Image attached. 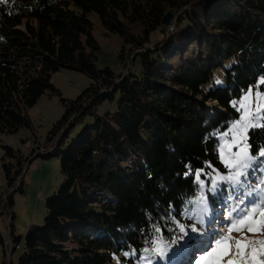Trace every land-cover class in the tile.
I'll use <instances>...</instances> for the list:
<instances>
[{
    "label": "trees",
    "instance_id": "16d2710c",
    "mask_svg": "<svg viewBox=\"0 0 264 264\" xmlns=\"http://www.w3.org/2000/svg\"><path fill=\"white\" fill-rule=\"evenodd\" d=\"M168 12L173 30L163 23ZM94 13L107 35L130 46L120 54L126 74L98 67ZM63 69L93 82L76 100L62 98L52 82ZM263 76L264 0H0V133L30 127L28 111L47 93L65 107L51 145L32 155L60 158L64 180L44 199V224L24 238L14 237L12 207L29 159L5 148L15 191L0 198L12 241L2 264H15L17 252L16 264H145L155 247L180 246L194 221L207 227L208 214L192 212V201L203 191L214 215L236 201L226 184L213 190L217 174L228 172L219 133L240 116L233 101ZM115 101V111L99 114L101 104ZM209 102L216 103L212 115ZM88 117L93 121L70 140ZM248 143L254 157L257 146L264 150V127L252 129ZM255 161L252 171L264 157Z\"/></svg>",
    "mask_w": 264,
    "mask_h": 264
},
{
    "label": "rangeland",
    "instance_id": "374dc122",
    "mask_svg": "<svg viewBox=\"0 0 264 264\" xmlns=\"http://www.w3.org/2000/svg\"><path fill=\"white\" fill-rule=\"evenodd\" d=\"M90 19L95 25L94 36L102 49V54L97 64L98 67L101 69L109 67L115 73L126 74L129 71V67L124 69L120 59V54L123 50L128 51L130 46L127 45L118 35H107V31L102 25L98 14H92ZM170 29H172V26ZM157 41L158 36L155 35L153 42L157 43ZM132 69L135 72L140 70V68L136 65L133 66ZM52 82L60 91L62 98L67 100H76L93 83L86 75L77 71L66 69L54 73L52 76ZM259 88L260 91L264 92V85H260ZM252 91L254 102L256 88L252 87ZM242 97L233 101L236 104V107L234 108L240 114L239 118L242 115V110H238L239 104L242 102ZM214 105H216L215 102L208 103V107L211 109V115L213 114L212 109ZM116 108V101L105 102L101 104L97 110L99 114H104L107 111H115ZM64 114L65 107L61 98L59 96H51L47 93L41 97L36 106L28 111V115L31 120L30 127H22L15 134L0 133V198L6 199L15 191L14 189H9L8 180L3 167L5 148H12L15 152H17V157L20 155L24 161L29 159L24 168V170L27 171L26 174L24 173V190L23 192L16 191L13 194L14 205L12 207V212L15 214V219L13 221L12 229L14 237L24 238L26 232L31 226H42L44 224V220L47 215L44 199L56 193L64 180V175L61 172L60 158L34 159V157H32L34 154L45 152V148L51 145L48 141V137L54 126L63 118ZM237 119L230 124V127L227 130L219 133V157L220 147L223 144L224 139H227L229 143L232 141V134L229 132V129ZM92 121L93 118L88 117L81 123L77 124L70 133V140L76 137L82 128ZM263 121L264 120H260L258 123L263 124ZM254 128L259 127L249 128L247 131V137L249 136V132ZM225 132H228L226 137L223 136ZM224 147L225 154L227 155V145ZM237 150L238 148L233 146L232 151L235 152ZM5 159V163L18 165L17 159L9 157H6ZM255 165L256 161L253 160L252 167L245 170L248 175L240 177L242 182L241 184H233L227 181H217V187H220L222 184H226L228 189H233L232 191L236 195V201H232L231 204L224 206L221 210H219V212H217L216 215H214V209H207L208 211L205 210L204 206L197 203L198 198H195L192 201L194 206L192 212L195 211L197 214L207 213V227H201L197 221H194L193 225H195L197 231L193 232L191 229L188 236L178 244L180 246L174 245L172 247H167L168 252L165 259H161L157 255H154V260L152 259L153 261H151L152 264H182L185 254H190L191 252H194V254L188 255L186 257V261L187 264H194V260L198 258V256L206 249H208L209 245L213 243L214 238L218 239L220 238V234L227 233L228 226L231 222L229 213L232 214V218H235L238 214H242L240 210L245 208L249 203V198L246 193L251 192L253 197H255L258 192L264 190V162L260 163L259 167L252 171V169L255 168ZM233 171H235V169H233ZM218 174L227 175L228 172H220ZM238 195L240 196L239 199ZM241 200L244 201L243 204L241 203ZM234 209L236 211H233ZM254 219L259 221V212L256 213ZM8 223L9 222L6 220V216L0 215V264L4 261L9 262L12 251V241ZM254 227L259 228V223L254 225ZM231 235L234 237V239L230 242L233 247L230 249V254L223 257L224 264H227L229 259L235 257V239H243L245 237L254 241L264 239V231L250 232L248 231L247 225L243 226V231H233ZM4 249L6 250V255ZM250 250L251 249L249 248L248 251L250 252ZM18 254L19 252L13 255L15 264ZM149 261L145 264H149ZM113 264L120 263L115 261Z\"/></svg>",
    "mask_w": 264,
    "mask_h": 264
},
{
    "label": "snow or ice",
    "instance_id": "6c2138e0",
    "mask_svg": "<svg viewBox=\"0 0 264 264\" xmlns=\"http://www.w3.org/2000/svg\"><path fill=\"white\" fill-rule=\"evenodd\" d=\"M7 2V0H4ZM264 85V77L260 78L256 86L255 99L253 102V91L249 88L244 96L242 102L239 104V109L242 110V115L235 123L232 124L229 132L232 134L231 143L227 139H224L223 144L220 147V159L225 168L228 169L227 175H217L213 180V190H215L217 181H227L233 184H241L240 177L246 176L248 173L246 169L252 167V161L258 157H264V150L259 149L257 146V156H253L250 152L251 145L247 143V131L252 127H264V124L258 123L260 120H264V92L260 91L259 86ZM233 107H236L233 102ZM228 135V132L223 134L224 137ZM225 145H227V155L225 154ZM236 146L237 151L233 152L232 148ZM209 167H212L209 165ZM235 169V171H233ZM216 171V169H213ZM200 172L195 173L196 180L199 181L201 188L204 186V181L200 180ZM249 198L248 205L241 209L242 214H238L235 218H232V214L229 213L231 222L228 226L227 233L220 234V238H214L213 243L209 245L202 254L194 260V264H224L223 257L230 254V249L233 245L230 243L234 237L231 233L233 231H243V226H248V231L257 232L264 231V190L258 192L255 197L251 192L246 193ZM243 200L241 203L243 204ZM197 203L204 206L207 210V197L201 191L200 196L197 199ZM233 211H236L235 209ZM259 212V221L254 219L256 213ZM259 223L260 227H254ZM192 231H197L195 225L191 226ZM160 232V229H156ZM179 231L187 235V230L184 224H179ZM179 237L178 239H182ZM159 240V238H158ZM171 243H177L173 240ZM235 257L229 259L227 264H264V239L259 241L249 240L247 237L243 239H235ZM251 249L250 252L248 249ZM149 249H145L148 252ZM155 254L161 259L167 257V249L163 247H155L153 249ZM127 255V253H125ZM149 264H152L149 261Z\"/></svg>",
    "mask_w": 264,
    "mask_h": 264
},
{
    "label": "water",
    "instance_id": "95a60500",
    "mask_svg": "<svg viewBox=\"0 0 264 264\" xmlns=\"http://www.w3.org/2000/svg\"><path fill=\"white\" fill-rule=\"evenodd\" d=\"M175 15L173 12H168L164 18H163V23L165 26H171L174 22Z\"/></svg>",
    "mask_w": 264,
    "mask_h": 264
},
{
    "label": "bare ground",
    "instance_id": "6f19581e",
    "mask_svg": "<svg viewBox=\"0 0 264 264\" xmlns=\"http://www.w3.org/2000/svg\"><path fill=\"white\" fill-rule=\"evenodd\" d=\"M173 29V28H172Z\"/></svg>",
    "mask_w": 264,
    "mask_h": 264
}]
</instances>
